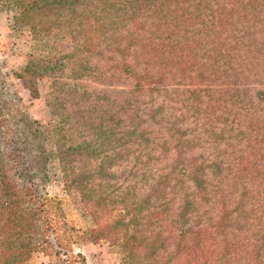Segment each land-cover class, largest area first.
Listing matches in <instances>:
<instances>
[{
    "label": "trees",
    "instance_id": "1",
    "mask_svg": "<svg viewBox=\"0 0 264 264\" xmlns=\"http://www.w3.org/2000/svg\"><path fill=\"white\" fill-rule=\"evenodd\" d=\"M9 2L34 39L65 35L73 44L16 75L31 96L49 74L74 104L70 83L84 78L120 71L105 84L130 81L131 91L159 94L175 76L177 86L194 87L203 116L215 111L223 125L171 123L165 102L141 107L136 95L96 107L100 99L85 88L86 106L95 107L56 111L53 152L44 126L12 107L0 84V264H31L37 253L46 264H86L74 250L81 242L117 246L129 264H264V0ZM179 32L191 33L198 60ZM189 62L195 74L181 84ZM143 150L154 155L141 162L133 154ZM55 159L95 222L88 232L75 233L44 192ZM148 164L150 174L137 173ZM110 181L123 189L122 205L107 203Z\"/></svg>",
    "mask_w": 264,
    "mask_h": 264
},
{
    "label": "rangeland",
    "instance_id": "2",
    "mask_svg": "<svg viewBox=\"0 0 264 264\" xmlns=\"http://www.w3.org/2000/svg\"><path fill=\"white\" fill-rule=\"evenodd\" d=\"M150 14V10L145 11L143 13V19L151 20V18L147 17ZM15 15L17 14L9 0H0V84H3L12 98L15 99V105L12 107L27 114L44 126L45 136L48 138L46 147L53 152L56 149V144L52 141L51 133L53 127L59 121L60 116V112L58 116L56 111L66 109V111L72 112L74 107H95L86 106L83 100V97L86 96L83 93L85 88L87 91H93L100 99L96 107H120L123 100L132 101L133 95H136L139 99L145 101L141 104V107L153 108L165 102L166 112L168 111L169 113V121L171 123H174V120H176L175 124L188 127L223 125L222 121H216L214 117L215 111L209 112L207 117L203 116V112L207 106L203 105L199 100L192 101L193 95L188 92V90L194 87L177 86L176 79L182 78H175V76L170 78L168 82L169 86L166 89H162L166 91H161L159 94L151 91V89L149 91L147 89L145 91H131L130 81L114 82V86L106 85L107 83L116 81L115 79L122 74L120 71H112L110 76L104 78V80H101L99 76L84 78L80 81L70 83L71 88L76 87L79 92V96L76 99L78 103L74 104L72 97L67 92L60 91L59 86L55 87L53 85L54 78L49 74L48 76H43L41 79L35 80L38 94L35 97L31 96L30 90L25 87L24 79L16 75L31 59L41 61L69 54L73 50V44L70 38L65 35H52L50 38L41 40L34 39L29 26L20 25L15 22ZM148 26L150 29L153 28V25L149 22ZM179 34L184 38V43L181 41L180 43L189 52L188 58L190 59L193 53H198V48L195 47L193 42L191 44V33L179 32ZM197 40L195 38V41ZM116 57L121 61L120 56L116 55ZM196 60H198V56L195 58ZM186 64L184 66L185 71H182V75L185 78L181 84H187L189 82V77L186 76L195 74L196 67L194 63L189 62L187 66ZM189 96H191L190 99H188ZM153 98H156L158 101L152 102ZM193 99L196 98L193 97ZM192 105L194 107H191ZM180 114H184V116L181 117L179 116ZM191 152L200 153L202 151L195 147ZM153 155L154 153H150L149 150H143L133 154V156H139V161L141 162L147 161ZM171 155L169 152L166 158H171ZM48 172L49 181L45 185L44 192L48 197L59 201L63 219L69 227L74 229L75 233L80 235L83 232H88L95 222L87 211L81 196L65 188L61 166L57 159L51 162ZM122 172L126 173L127 168ZM151 172L150 164L142 167L141 171H137V173H147V175ZM108 186L105 192L107 203L116 206L118 204L122 205L120 192L123 189L120 187V184L118 185L114 181H110ZM74 250L85 257L86 264H129V261L123 259L118 247L107 242H81L74 246ZM46 263L47 258L41 253L35 254L31 261V264Z\"/></svg>",
    "mask_w": 264,
    "mask_h": 264
}]
</instances>
